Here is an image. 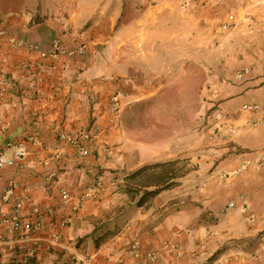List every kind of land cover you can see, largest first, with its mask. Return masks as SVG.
Returning <instances> with one entry per match:
<instances>
[{
	"label": "crops",
	"instance_id": "crops-1",
	"mask_svg": "<svg viewBox=\"0 0 264 264\" xmlns=\"http://www.w3.org/2000/svg\"><path fill=\"white\" fill-rule=\"evenodd\" d=\"M55 38L65 52L42 56ZM193 65L202 72L204 127L153 136L135 108L178 87ZM250 103L264 105V0H0V147L25 152L22 165L0 168V214L27 195L21 218L44 223L8 264L30 245V264H142L150 250L160 251L154 264H264V121L244 108ZM94 119L103 130L85 138L83 156L61 136H78ZM177 159L196 166L138 205L128 175ZM96 183L98 195L82 202ZM0 233L14 238L3 223Z\"/></svg>",
	"mask_w": 264,
	"mask_h": 264
},
{
	"label": "built area",
	"instance_id": "built-area-1",
	"mask_svg": "<svg viewBox=\"0 0 264 264\" xmlns=\"http://www.w3.org/2000/svg\"><path fill=\"white\" fill-rule=\"evenodd\" d=\"M233 19L234 16H231ZM231 27L230 22H224L221 24L222 30H228ZM22 45H27L31 49H36L37 46L32 43H27L23 41H14L12 40V46L14 48H19ZM64 44L62 43L60 38H55L53 40V47L50 51H41L42 56L50 55L52 57H58L61 53L65 52ZM241 77V76H240ZM111 103H112V110L111 113L114 116L118 115V112L120 110V101L117 95H113L111 97ZM244 108L249 109L251 111H260L263 113V116L261 118L262 121H264V105H261L259 103H250L246 104ZM258 121L253 122V125H256ZM103 130L101 124L97 119H94L92 121L91 127L87 129V131H83L79 133L78 136H70L65 135L61 136L62 139H64L69 144H72L73 146L77 147L81 153V155L86 156L89 154V144L87 141H85V138H89L88 136L92 135L95 136L98 133H100ZM219 129L218 127H215L211 130V136L217 137L219 135ZM232 132H235V129H232ZM9 148H13L14 152L12 155L7 154V150ZM16 145L12 143H8L5 147H0V168L4 166H15V165H22L23 158L25 156L24 150L18 148L16 149ZM12 187L13 184H9L4 189V198L8 199L12 195ZM100 185L96 183L95 186H92L89 190H86L83 192V194L80 196L81 201H85L86 199L96 197L98 195ZM25 199H28L29 197L27 195L24 196ZM63 197L68 198L69 194L67 191L63 192ZM20 199L15 202V205L12 209V211L8 214H0V223H3L8 226L9 231L11 235L14 236V238H11L9 241L4 238V235L0 233V243L1 247H3L0 250V264H8L15 258V255L17 253V243H25L30 240H34L36 238V235L39 231H41L44 228V223L41 219H37L34 221L24 220L21 218L20 210L23 207L24 200ZM229 207L234 206V203H229ZM243 212L247 213V217L250 221H254L257 219V214L252 210V207L248 204H245L242 206ZM71 216L67 215L65 216L60 226L64 227L66 226L70 221ZM210 243L209 241L202 242L199 247L201 250L206 251L209 247ZM140 244L135 243V248L138 249ZM164 249L174 251L179 256L182 255L181 247L176 243L167 242L163 245ZM37 250L34 245L28 246L27 251L17 260L16 262L18 264H30L32 258L36 256ZM160 254L159 250H150L148 251L145 256L142 264H154L157 260L158 256ZM87 262H89L90 259L85 258Z\"/></svg>",
	"mask_w": 264,
	"mask_h": 264
},
{
	"label": "rangeland",
	"instance_id": "rangeland-1",
	"mask_svg": "<svg viewBox=\"0 0 264 264\" xmlns=\"http://www.w3.org/2000/svg\"><path fill=\"white\" fill-rule=\"evenodd\" d=\"M91 9L87 5L78 7L85 14ZM188 79H184L178 87L169 89L159 101L143 103L135 108L147 113L145 118H139V122L153 136L157 134L166 138L176 134L175 131L181 135L188 127L191 128V133L204 127L207 108L206 98L202 95V72L199 66H191V76ZM195 166L191 161L187 168Z\"/></svg>",
	"mask_w": 264,
	"mask_h": 264
},
{
	"label": "trees",
	"instance_id": "trees-1",
	"mask_svg": "<svg viewBox=\"0 0 264 264\" xmlns=\"http://www.w3.org/2000/svg\"><path fill=\"white\" fill-rule=\"evenodd\" d=\"M188 164L186 159H177L143 166L128 175V193L132 198L139 196L138 205L148 204L162 190L177 184L178 178L190 169Z\"/></svg>",
	"mask_w": 264,
	"mask_h": 264
}]
</instances>
